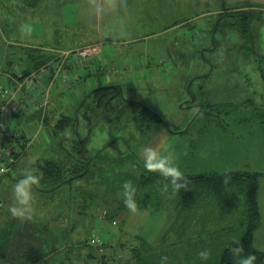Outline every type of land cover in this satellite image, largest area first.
<instances>
[{"label":"rangeland","instance_id":"374dc122","mask_svg":"<svg viewBox=\"0 0 264 264\" xmlns=\"http://www.w3.org/2000/svg\"><path fill=\"white\" fill-rule=\"evenodd\" d=\"M44 1L42 6L39 4L47 6L43 10L23 9L16 7V2L0 0V28L4 32L0 44L13 41L45 57L86 45L101 48L99 53L88 56L83 66L68 73L65 86L71 85L73 75L80 79L65 90L62 104L61 96L52 94L54 104L62 105L63 114L75 112L83 97L101 85H119L123 95L115 103L120 114L91 112L88 148L95 154L90 156L93 177L87 181L75 178L55 190H50L54 183L39 179L32 186V215L25 217L11 212L17 204L15 183L29 171L37 175V161L67 165L65 150L72 149L70 141H64L62 150L60 135L54 136L36 118L19 122V129L30 143L17 168L0 182V242L7 227L16 232L11 225L21 226L10 243L12 256L22 260L26 252L44 250L47 255L42 264H216L233 232L236 235L245 230L246 217L241 208L245 198L230 188L205 199V228L198 227L197 222L193 227L172 225L175 219H183L176 206L177 191L170 186L164 187L157 203L146 204L140 210L124 208L109 217L119 200L112 191L124 189L125 184L116 183V171L130 170L136 175L147 170L135 124L129 121V110L123 107L127 101L139 102L160 115L165 124L155 134L143 133L142 144L161 154H171L183 174L204 173L205 169H250L259 174V223L252 235V246L264 252V79L257 63L258 55L264 53V0ZM233 8L253 9L251 40L243 32L242 17L230 15ZM70 53L76 56L78 51ZM14 55L20 57L21 53ZM57 83L59 79L52 93ZM138 110L139 106L134 108V112ZM83 128L81 123L82 136ZM220 145L216 152H210ZM116 157L123 162H107ZM137 161L142 167L138 170ZM79 197L85 203L78 210L82 214L70 212L69 216V204L76 208ZM68 216L80 223L74 239L87 240L70 243L64 232L61 235L71 226ZM42 218L43 223L51 219L50 230L55 235L59 230L57 239L63 241L49 245L42 242ZM222 226H232V232L227 229L232 234L222 231ZM21 234L27 237L20 238ZM97 239L109 246L95 250L101 245L92 242ZM205 250L206 258L199 255Z\"/></svg>","mask_w":264,"mask_h":264},{"label":"trees","instance_id":"16d2710c","mask_svg":"<svg viewBox=\"0 0 264 264\" xmlns=\"http://www.w3.org/2000/svg\"><path fill=\"white\" fill-rule=\"evenodd\" d=\"M5 2H16V7L25 8V9H35L40 8L43 9L45 7H41L42 3H46L43 0H4ZM39 4L41 6H39ZM35 7V8H34ZM233 13L230 15L234 16H241L243 32L249 40H251V22H252V8H245V9H232ZM227 15V13L223 14ZM4 32L1 31L0 28V40L2 41ZM13 42V41H12ZM9 40H4L3 45L0 44V57L3 60V63H0V69L4 72H9L13 70L12 66H18V72L26 76L33 71H37L42 66L47 64L53 56L45 57L42 54H39L37 50L34 48L26 49V46L17 45L12 43ZM11 47H15L10 49ZM20 49V50H19ZM19 51L21 56L18 57L14 55L15 52ZM4 55L2 56V54ZM258 63V70L264 79V53L258 55L257 57ZM14 71V70H13ZM15 73V72H14ZM123 92L119 85H108V86H98L91 90L88 94H86L83 99L78 104V108H75L74 115L67 116L61 114L57 117V119L52 120L49 115H47L43 121L42 126H46L50 132L59 137V145L62 150H65L64 141H70L71 149L72 150H65L66 157L69 159V163L67 165L60 164L59 162L53 160H44V161H37L34 164L35 172L39 179H43L44 181H48L54 183L53 187L50 189H54L60 187L63 183H70L75 178L83 177L87 181L93 177L92 172V162L91 157L95 155L91 152L88 148V142L90 139V135L92 133V125L93 119L91 117V112H95L97 110L105 111L106 113H111L116 111L118 112V108L115 107L116 101L122 98ZM93 99L91 104H89V100ZM139 106V110L134 112V108ZM124 108L129 110L130 119L132 123L135 124V129L140 130L143 127H150L152 125H164L165 122L163 119L152 111L149 107L137 103L134 101H127L124 105ZM262 108V107H260ZM36 118L38 121L40 119V114L35 113L28 116L25 119H34ZM116 120L119 118L116 116ZM83 124L85 134L82 136L79 132L80 124ZM26 137V138H25ZM17 147L19 148V152L22 154L28 148L29 139L27 138L25 132L21 135L20 138L17 139ZM98 152L101 153V150ZM102 155V154H100ZM104 158V157H103ZM123 159L120 157H116L114 159H109L107 162L115 164L114 161ZM142 163V161L140 160ZM139 161L136 162V169L138 170L141 167ZM94 165V164H93ZM98 165V164H97ZM143 165V163H142ZM95 166V165H94ZM100 166V165H99ZM17 168V165H16ZM15 168V169H16ZM142 168V167H141ZM99 169H102L101 167ZM132 169V168H131ZM105 172V170H103ZM121 172L116 171V183H121L125 181H130L131 185L134 188L133 199L135 201V205L138 207L145 206L146 204L157 203L164 193L163 189L165 186H170L171 189L177 191V198H176V206L180 208V215L184 222H189L190 220H194L192 218L197 219L199 226L204 227V202L205 199H208L214 195V193L224 191L226 188H230V191L236 190L240 196L245 198V203L241 208H243L244 215L246 217V227L245 230L239 234V232L235 235L233 232L232 237L226 241L224 247L221 249L216 264H240V257L247 256L250 254H254L256 259L253 264H264V252L258 251L252 246V235L259 223V211L257 207V198H256V190L258 189V177L259 174L252 171H235V172H227V173H219V174H202V175H183L180 179L179 183L181 187L175 188L171 183V177H165L160 173L147 169L146 172H138L136 175L129 172ZM5 176H0L1 179ZM79 191V190H78ZM112 191V190H111ZM125 189L123 188H116L112 191L113 194H116L118 197V205L115 206L114 214L111 212L109 217L115 216L120 210L127 208L128 205L125 203L126 197L124 196ZM43 192V190L41 191ZM81 197V193H79ZM77 199L78 205L75 206L76 208H70L69 204V216L70 212L76 215L82 214L81 206L85 203H81V200ZM121 197V198H120ZM237 199H239L237 197ZM239 200H242L241 198ZM203 204H200V203ZM76 204V200H75ZM246 204V206H245ZM1 206V204H0ZM76 211V212H75ZM200 212V213H199ZM198 215H196V214ZM58 215V214H57ZM59 216V215H58ZM68 216V224H70V228L65 229L61 232V235L64 232V236H66V240L70 243L78 242L87 240L74 239L77 237V231L75 232L76 228L80 225V223L73 218L70 219ZM51 219L47 218L45 222L44 219H40L41 221V231L39 234H42V242H45V235L44 232L48 233V242L46 241L47 245L53 243H60L61 239H57V236L60 238V231H56V235L54 231H51V227H49V222ZM49 221V222H48ZM43 223V224H42ZM114 224V221H113ZM16 232L5 229L2 233V240L0 242V261L5 263L10 262L12 264H42L44 259L46 258V251L40 250L38 252H26L23 259L21 260L18 256H12L11 250V241L12 237L14 238L17 235L18 224L11 225ZM207 224L205 225V227ZM21 227V226H20ZM19 227V228H20ZM232 226L225 227L222 226L221 230L228 233V231L232 232ZM227 229H230L227 231ZM75 232V233H74ZM74 233V234H73ZM232 234V233H228ZM56 238L54 239V236ZM21 234L20 238H25ZM36 237V236H34ZM39 237V236H37ZM51 238V239H50ZM96 241L99 242V239ZM104 248L95 250L100 251L105 249L109 244L107 242H99ZM98 246V247H99ZM241 248L242 250L239 252H235L234 249ZM90 248V247H88ZM87 248V249H88ZM48 250H51L49 246ZM104 255V254H103ZM143 264V263H142Z\"/></svg>","mask_w":264,"mask_h":264},{"label":"built area","instance_id":"2783aa9c","mask_svg":"<svg viewBox=\"0 0 264 264\" xmlns=\"http://www.w3.org/2000/svg\"><path fill=\"white\" fill-rule=\"evenodd\" d=\"M95 46H88L80 52L82 59L95 55ZM63 65L62 53L26 76L21 71L19 73L15 65L12 66L14 71L4 72L0 69V176L9 175L23 155L17 147V139L24 133L18 127L19 122L38 113L40 125L43 124L51 105V86L56 79L61 82L68 79L69 72L64 71Z\"/></svg>","mask_w":264,"mask_h":264},{"label":"clouds","instance_id":"9594fccd","mask_svg":"<svg viewBox=\"0 0 264 264\" xmlns=\"http://www.w3.org/2000/svg\"><path fill=\"white\" fill-rule=\"evenodd\" d=\"M144 165L147 169L158 170V172L165 176L171 177V183L175 188L181 187L179 183L183 177V173L179 166L174 163V158L171 154H161L157 149L146 146L142 152ZM38 176L29 171L25 176L19 179L13 188L17 204L12 206L11 212L14 215L25 217L31 216L33 212L32 200L33 192L32 186L38 183ZM124 196L126 197L125 203L129 208L135 209V201L133 199L134 188L130 181H125L124 184ZM241 248L234 249L235 252L241 251ZM201 257H207L208 252L201 251L199 253ZM166 259V258H162ZM256 257L254 254L240 257V264H253Z\"/></svg>","mask_w":264,"mask_h":264},{"label":"crops","instance_id":"0c3cea01","mask_svg":"<svg viewBox=\"0 0 264 264\" xmlns=\"http://www.w3.org/2000/svg\"><path fill=\"white\" fill-rule=\"evenodd\" d=\"M236 9H239V8H236ZM97 43H101V42H97ZM88 46L90 47V46H93V45H86V46H83V47H76L75 49H72V51H74V52L78 51V53H77L76 56H72L71 55V53H70V52H72L71 50H61L62 51L61 53H63V61H64L63 68H64V71L65 72H69V74L70 73H73L75 71V69H77L78 67H81V66L84 65L83 61L88 56L85 59H82V57L80 56V52L85 51ZM96 49H97V51H96L97 53H99L101 51V48L99 49V47H97ZM56 57L57 56H53L50 60H52V59H54ZM79 79H80V76L77 77L76 75H73L72 82H71V85L70 86H65L64 82H61L59 80V84L57 83L56 88L54 89L53 93H52V88H53L54 84L56 83V80L57 79L55 80V82L51 86V105H50V108H49V111H48V115L50 116V118L52 120H55V116H59V115H61V114L64 113V111L61 110L62 105L60 107H58V105H55L54 104L52 94L55 97L61 96L60 103L62 104L63 101L65 100V95H64L65 90L68 89L69 87L73 86L76 82L78 83L79 82ZM61 84H63L64 86H61ZM54 106H56L55 109L53 108ZM65 114L67 116H71L72 114L74 115V112L73 113H70V114H67V113H65ZM161 127L162 126H160V125H152V126H150L148 128L147 127H143L140 130H138V129L136 130L135 129V131H137V136H136L137 137V140L141 144L140 146H142L141 150L144 149V147L147 146L146 144H142L144 142V140H143V142L141 140L143 133L144 134L145 133L146 134H149V133H151V132L154 131V134H155V132L160 131V128ZM163 128H166V127H163ZM168 131L169 132H172L170 129H168ZM177 131H182V130H177ZM219 147H221V145L220 146L213 147L212 149H210V152H212V151L216 152L219 149ZM210 148H211V146H210ZM237 171H251V170L250 169H244V170H237ZM232 172H235V171H232ZM219 173H227V172H224V171L223 172H216V170H214V169H212V170H206L205 169L204 170V173H191V174H183V175H202V174H219ZM135 207H137V209H139V210L141 209L138 206H135ZM56 218H58V215H56ZM196 222L198 223L197 220H190V222H184V221L181 222V220L175 219L174 222L172 223V225L173 226L174 225L179 226V225H181V223H183V225H187V226L193 227V226H195L194 224H196ZM45 223H46V225H48L47 222H45ZM205 225H206V223H204V228H205ZM207 226H208V224H207ZM18 227H20V226L18 225ZM198 227H200L199 226V223H198ZM44 235L46 237L45 241H48V233L47 232H44ZM190 242H192V241H190ZM193 243L194 242H192L191 244H193Z\"/></svg>","mask_w":264,"mask_h":264},{"label":"water","instance_id":"95a60500","mask_svg":"<svg viewBox=\"0 0 264 264\" xmlns=\"http://www.w3.org/2000/svg\"><path fill=\"white\" fill-rule=\"evenodd\" d=\"M102 248H104V247H102V246L97 247V249H102Z\"/></svg>","mask_w":264,"mask_h":264}]
</instances>
